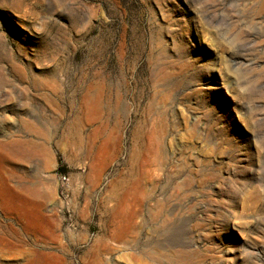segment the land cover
Wrapping results in <instances>:
<instances>
[{
	"label": "rangeland",
	"instance_id": "rangeland-1",
	"mask_svg": "<svg viewBox=\"0 0 264 264\" xmlns=\"http://www.w3.org/2000/svg\"><path fill=\"white\" fill-rule=\"evenodd\" d=\"M0 264H264V0H0Z\"/></svg>",
	"mask_w": 264,
	"mask_h": 264
}]
</instances>
